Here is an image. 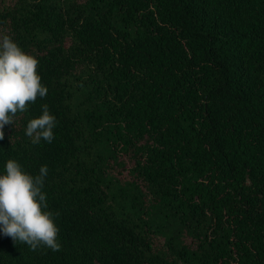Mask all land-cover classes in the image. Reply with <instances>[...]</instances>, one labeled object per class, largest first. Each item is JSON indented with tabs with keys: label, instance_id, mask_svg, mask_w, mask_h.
I'll return each instance as SVG.
<instances>
[{
	"label": "trees",
	"instance_id": "16d2710c",
	"mask_svg": "<svg viewBox=\"0 0 264 264\" xmlns=\"http://www.w3.org/2000/svg\"><path fill=\"white\" fill-rule=\"evenodd\" d=\"M0 31L48 88L0 174L47 165L61 244L0 231V264H264V0H0Z\"/></svg>",
	"mask_w": 264,
	"mask_h": 264
},
{
	"label": "clouds",
	"instance_id": "9594fccd",
	"mask_svg": "<svg viewBox=\"0 0 264 264\" xmlns=\"http://www.w3.org/2000/svg\"><path fill=\"white\" fill-rule=\"evenodd\" d=\"M38 64V59L25 52L11 35L0 31V139L4 137L5 125L14 124L18 112H26L38 97L47 96L48 88L41 82ZM56 124V117L44 104L42 114L29 120L25 134L33 145L41 140L51 143ZM47 174V165L33 176L14 159H8L5 174H0V231L33 251L41 247L53 251L61 248L55 214L46 210L43 188Z\"/></svg>",
	"mask_w": 264,
	"mask_h": 264
}]
</instances>
